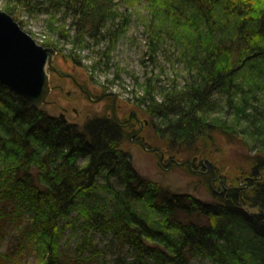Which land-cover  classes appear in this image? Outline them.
Returning <instances> with one entry per match:
<instances>
[{
    "label": "trees",
    "instance_id": "trees-1",
    "mask_svg": "<svg viewBox=\"0 0 264 264\" xmlns=\"http://www.w3.org/2000/svg\"><path fill=\"white\" fill-rule=\"evenodd\" d=\"M6 1L45 16L59 37L72 31L96 44L126 34L129 9L143 6L137 18L150 61L181 67V84L154 92L147 79L142 88L157 132L191 146L223 120L220 131L236 130L257 152L246 187L205 202L144 180L120 149L127 136L114 119L66 123L0 84V224L26 219L0 264H23L30 251L36 264H103L95 236L118 247L115 264H264V0ZM203 177L210 188L211 172ZM69 227L81 242L67 257L59 242Z\"/></svg>",
    "mask_w": 264,
    "mask_h": 264
},
{
    "label": "rangeland",
    "instance_id": "rangeland-1",
    "mask_svg": "<svg viewBox=\"0 0 264 264\" xmlns=\"http://www.w3.org/2000/svg\"><path fill=\"white\" fill-rule=\"evenodd\" d=\"M6 9L13 13L35 44L54 51L46 68L49 92L38 109L77 126L93 117L114 119L127 136L120 149L130 155L134 169L152 185L192 195L205 202L215 200L224 188L246 187L247 179L252 178L251 158L257 150L241 134H236V130L225 127L220 131L219 125L223 121L220 120L210 134H197L191 146L182 145L157 132V118L141 105L142 88L147 79L154 92L172 79L181 84V67L177 63L160 56L150 61L146 38L137 18L138 14H144L143 6L129 9L132 17L128 30L123 36L107 42L108 58L100 55V51L106 50L104 41L96 44L89 38H73L72 31L71 38L59 37L50 32L45 16H28L19 5L0 0V10ZM160 42L161 48H165L167 41L161 39ZM152 94L160 102V97ZM225 114L221 115L225 117ZM208 171L212 175L210 188L203 177ZM23 222H26L25 218L20 224H0V252L7 250ZM70 228L64 231L59 242L60 253L67 257L76 255L74 251L81 242V231L73 234ZM108 241L109 238L95 236L91 244L104 250L100 258L103 264H115L119 249L115 245L116 248H105ZM88 254L87 246L80 258L86 259ZM93 260L91 264L99 261L98 258ZM21 261L36 264L32 251L26 252ZM191 264L210 263L192 260Z\"/></svg>",
    "mask_w": 264,
    "mask_h": 264
},
{
    "label": "water",
    "instance_id": "water-1",
    "mask_svg": "<svg viewBox=\"0 0 264 264\" xmlns=\"http://www.w3.org/2000/svg\"><path fill=\"white\" fill-rule=\"evenodd\" d=\"M53 54L52 49L35 44L9 14L0 10V84L37 108L49 92L45 66Z\"/></svg>",
    "mask_w": 264,
    "mask_h": 264
},
{
    "label": "bare ground",
    "instance_id": "bare-ground-1",
    "mask_svg": "<svg viewBox=\"0 0 264 264\" xmlns=\"http://www.w3.org/2000/svg\"><path fill=\"white\" fill-rule=\"evenodd\" d=\"M48 67H49V64L47 63L46 66H45V68H48ZM46 73H47V69H46Z\"/></svg>",
    "mask_w": 264,
    "mask_h": 264
}]
</instances>
